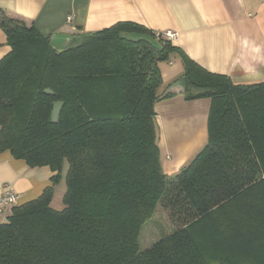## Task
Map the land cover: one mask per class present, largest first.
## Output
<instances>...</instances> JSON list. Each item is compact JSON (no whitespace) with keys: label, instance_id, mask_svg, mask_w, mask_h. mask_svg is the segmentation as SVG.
<instances>
[{"label":"trees","instance_id":"16d2710c","mask_svg":"<svg viewBox=\"0 0 264 264\" xmlns=\"http://www.w3.org/2000/svg\"><path fill=\"white\" fill-rule=\"evenodd\" d=\"M0 28L11 47L0 59V152L54 172L0 223V264H264V80L211 72L133 21L82 33L67 48L3 8ZM173 55L184 62L186 99L211 104L205 146L170 176L155 105L173 95L160 91L158 65ZM56 101L64 106L55 123ZM158 206L175 230L140 251Z\"/></svg>","mask_w":264,"mask_h":264},{"label":"crops","instance_id":"0c3cea01","mask_svg":"<svg viewBox=\"0 0 264 264\" xmlns=\"http://www.w3.org/2000/svg\"><path fill=\"white\" fill-rule=\"evenodd\" d=\"M0 8L44 35L82 33L133 21L155 31L177 32L172 42L207 70L236 83L264 80V0H0ZM71 17V21L68 18ZM11 47L0 28V59ZM161 92L183 77L179 55L159 62ZM209 98L173 94L155 105L162 167L173 176L205 146ZM48 166L31 167L9 150L0 152V196L13 188L24 204L53 184ZM58 184L55 185V194ZM11 209L0 214L6 221Z\"/></svg>","mask_w":264,"mask_h":264},{"label":"rangeland","instance_id":"374dc122","mask_svg":"<svg viewBox=\"0 0 264 264\" xmlns=\"http://www.w3.org/2000/svg\"><path fill=\"white\" fill-rule=\"evenodd\" d=\"M68 162H65L61 178L58 182V191L53 197L52 206L61 210L64 208V195L67 190L66 175ZM55 194V193H54ZM175 230V224L170 220L168 212L162 206H158L153 218L143 226L140 236V251L150 248L157 241L168 236Z\"/></svg>","mask_w":264,"mask_h":264},{"label":"water","instance_id":"95a60500","mask_svg":"<svg viewBox=\"0 0 264 264\" xmlns=\"http://www.w3.org/2000/svg\"><path fill=\"white\" fill-rule=\"evenodd\" d=\"M81 39L80 36L75 35H66V34H52L51 42L54 46L59 48H67L68 46L74 44L75 42H79ZM187 80L186 77H181L175 83L171 84L168 89L165 91L164 95L167 94H178L184 93L186 91ZM47 93L52 94L53 91L51 89L46 90ZM64 106L63 101L54 102L53 109L51 112V120L53 122H58L60 117V112Z\"/></svg>","mask_w":264,"mask_h":264},{"label":"built area","instance_id":"2783aa9c","mask_svg":"<svg viewBox=\"0 0 264 264\" xmlns=\"http://www.w3.org/2000/svg\"><path fill=\"white\" fill-rule=\"evenodd\" d=\"M68 21H71V17L68 18ZM164 36L173 40L177 36L175 31H166L163 32ZM20 204V197L18 193L13 188H5V191L2 196H0V214L5 215L8 209Z\"/></svg>","mask_w":264,"mask_h":264}]
</instances>
